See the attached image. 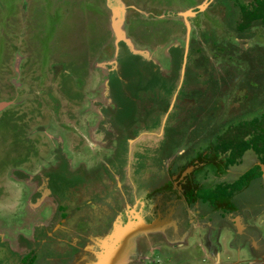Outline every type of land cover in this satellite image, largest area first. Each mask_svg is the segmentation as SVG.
Returning a JSON list of instances; mask_svg holds the SVG:
<instances>
[{
    "label": "rangeland",
    "instance_id": "1",
    "mask_svg": "<svg viewBox=\"0 0 264 264\" xmlns=\"http://www.w3.org/2000/svg\"><path fill=\"white\" fill-rule=\"evenodd\" d=\"M254 1L0 0V107L5 105L0 131L12 136L0 132V238L11 246L13 264L29 249H34V262L27 264H55L61 257L55 238L69 239L62 232L66 227L84 230L88 204L116 200V183H124L118 193L128 198L127 185L136 181L132 168H141L145 181L154 167L167 163L166 155L156 153L162 130L155 131L159 137H142L143 127L131 121L146 118L148 110L154 118L164 117L160 83L167 82V94L177 86L179 99L189 103L188 117L203 116L200 132L209 130L211 136L264 112V25L238 30L241 6ZM246 55L251 60L244 66ZM196 74L203 77L197 92L190 90L198 87ZM220 89L225 95L215 100ZM179 117H187L184 110ZM17 128L28 131L13 139ZM205 136L200 141L207 140L206 146L210 139ZM215 158L208 162L218 173L223 160ZM249 159L244 154L234 168H245ZM190 164L182 177L202 162ZM21 169L27 174L16 176ZM204 175L213 178L206 170ZM102 190L108 195L99 196ZM139 194L126 204L129 222L130 215L141 219L143 204L151 201L150 194ZM61 213L68 217L64 222L57 218ZM32 232L35 241L28 239ZM74 232L71 237L78 239ZM60 241L69 259L79 252L72 239L70 245ZM168 254L171 263H145L207 264L195 246Z\"/></svg>",
    "mask_w": 264,
    "mask_h": 264
},
{
    "label": "flooded vegetation",
    "instance_id": "2",
    "mask_svg": "<svg viewBox=\"0 0 264 264\" xmlns=\"http://www.w3.org/2000/svg\"><path fill=\"white\" fill-rule=\"evenodd\" d=\"M246 57L248 59L241 58L239 60L242 61L244 59L243 60L244 66H246L247 62L249 64V61L251 60V56L246 55ZM183 63H184V59H182L180 70L177 72L178 80L181 77L180 85H182L181 83L182 78L183 75H185V72L183 73ZM197 73L198 75L200 74V72ZM198 75L196 74L197 79L200 78L197 83L198 87L195 86V88L190 89L193 91L195 89L196 92L203 85V82L201 81L203 77L201 78ZM213 81L216 82L215 83L216 85L214 84L213 85L217 86V80H213ZM166 84H167L166 81L164 82L163 85L162 83H160V89L159 91L157 90V94L159 95L158 97L159 103L164 104L162 105L165 109L163 112L164 117L160 119L154 118V114H153L154 111L147 109L150 112V114H147L145 116L146 118H142V119L139 118L136 120L133 119L131 121H133L135 125L136 123H140L139 127H143V129L139 131V136L141 135V132H143L142 137L144 135L159 137L161 135L159 133H155V131L157 129L159 131L162 130L160 144L158 143L159 147L158 145L156 146V148H158L156 150V153L159 156L160 154H162L161 156L166 155L167 163L163 162V165L160 166V169L154 167L153 170L149 172L148 174L149 176L145 181H142L144 178H142L141 176L142 175L141 172L143 170H141V168L138 169L132 168L131 174L134 172L132 176L133 178H135L136 181H133V183L132 182L128 183L127 185L126 190H128L127 191L128 198H123L124 195L123 194L119 195L118 193L122 190H125L124 183L123 185L120 184V187L116 183V187L119 189V190H117L116 188L114 189L116 200H114V197L104 198L102 199V204L104 203V206L101 205L99 207L95 206V204L92 202L88 204V208L86 210L90 212H88V218L87 216H85L84 218L83 225L85 224V226H81V229L84 230H81L80 232L76 233L74 232L73 229L67 230L66 227L62 229V232H67L68 233L67 236H70V239L73 237V236L71 237V235L74 232L76 233V236H79L78 240L80 242L82 241L85 243L88 242V239L91 236L92 237L103 236L101 242L103 244H106L105 248L111 250V249H119L125 245L127 246L129 243H132L131 245H134V242H136L139 237V235H137L138 232L143 230L144 233L147 234L149 239L147 240L145 239L146 238L145 237L144 238L145 242L149 241V244L151 243L153 245L151 247L150 253L148 254V257H145L146 259L143 262V264H146L145 262L147 261H151L153 263V262H160L163 259L166 262L171 263L172 259L169 258L168 253H171L173 251L165 248L164 247L165 244L166 245L178 244L179 240H181L185 234H187L188 232L191 233V231L193 230L195 231L197 229L196 231L202 232L204 235L202 241L209 240L210 242L209 249L206 248V252L199 253V256H201V262L208 264L207 255L208 254L211 255L213 249L214 250L221 249L220 248L221 245L223 246L224 244V240H225L224 232L226 231L225 229H227L226 227H224V225H230L232 226V228L234 227L235 230L240 229V224L233 222L234 218L240 215L237 208H240L243 205L249 207L258 206L260 204L264 205L263 190L261 191V194H255L253 192H248L245 194L244 192L245 187H247L250 184V181L252 180L254 181L255 178H250L245 185H243L239 189L234 190L231 196L216 194L215 195L216 197L213 196L212 198L203 199V197L199 195V193H203L204 191H208V190H213L217 188V186L219 185L221 186L232 185L236 183L241 176H243L249 170L255 167L258 168V171L260 172L259 163L263 164L264 160H261L260 156L250 149L252 152L255 153L256 158L255 159L253 158L251 163L248 162V165L245 167L246 170L243 172V174H241V176L238 179L232 178L230 176V167L240 164L243 155L236 164L225 167L227 154H223L219 150H215L214 148L215 145L218 146L217 142L219 141L220 138L222 137L225 138L223 134L227 129L233 128L239 125L240 123L243 124L244 122H249L256 117H259L260 115L249 120H242L235 122L233 124H228L225 130L222 131L220 134L218 131L217 134L211 136L212 133L209 134L208 133L209 130H206V132H200V130L203 129L201 127H203V125H206L203 124L202 121V119L205 118L203 116L202 119L189 118L188 115L190 113V108L187 99H183V101L182 98L179 99L180 94L178 92L177 86L175 88H172L169 94H167L169 88L168 85L166 86ZM220 94L221 95L223 94L221 92V89L220 92H218L215 95V100L219 99ZM173 95L175 97L174 102H172ZM224 95L225 94H223V96ZM144 96L145 95H143V97ZM246 96L250 97L248 93ZM155 97L157 98V96L154 95L152 99L154 100ZM165 98H167V101L165 100ZM223 98L225 100V97ZM175 101H177L178 103L175 104ZM227 101L230 102V99H227ZM133 102H135L134 104H136L137 102L136 99L133 98ZM144 103L146 105V102ZM183 103L185 104L188 103V106L186 105L185 108L184 107L185 104ZM155 104L158 105L157 103ZM4 107L3 108L0 107V111H2ZM41 108L42 107H40V109ZM183 110L185 111L187 116L185 117V119L179 117L181 116ZM33 113L35 114V116L37 115L36 112ZM117 120L119 121V119ZM140 121H142V123ZM25 131L28 130L26 129L18 130L17 128L16 133L18 135H16V137L13 136V139H17L20 138L21 136H24ZM198 131L199 134H197ZM0 132L2 134H5V137L7 136L12 137L6 131L3 132L0 131ZM8 132L9 133L11 132L10 134H12V130H8ZM203 135H207L205 137H207L208 140L210 139L206 146H205V141L207 140H204V142L200 141V139L203 138ZM252 136L253 135L249 136V138H252ZM200 143H203V145ZM218 149H220V147ZM198 150L201 151L198 152ZM120 152H117L116 155H118ZM167 154L170 155L168 156ZM211 156H213V159L216 157L215 159L223 160L221 172L214 173L212 169L213 165H211L208 162V159H210ZM117 157L120 158L119 155ZM39 159H41V156L39 157ZM110 159H113V157H111ZM188 161H190L191 162L190 165L193 166L195 162L196 163L202 162V164L200 166L198 165L194 167L192 166L193 169L191 172H189V175L186 174L185 177H182L181 174L183 173V168H185L184 166L186 165V163H188ZM105 166L107 167L108 164ZM38 170L37 172L39 173ZM205 170L206 172L213 174L212 179L209 180V178H207V176L204 175ZM17 172L18 174H16V176L23 177L24 174H27L22 169L18 170ZM123 174L125 176V173ZM127 175L128 174L126 173V176ZM107 185L110 184H106V187ZM111 185H113L112 182ZM142 185L147 186V188L142 190V188L140 187ZM141 190L143 192H141ZM144 192L150 194L149 197H151V201L150 203H148L147 200L145 201L146 205L143 204V208L145 211L144 213H141L142 215L141 219H139V216L138 218H135L134 216L130 215L131 221L129 222L128 220L129 214H127V210H126L128 209V207L126 204L135 201V195H138L140 193L139 195L141 196L144 195ZM104 195H108V192L102 190L99 196H104ZM171 195L175 197L174 200L170 198ZM247 198L248 200H246ZM121 213H122V217H120ZM57 218H59L60 222H63L64 218H68V217L62 216L61 213ZM123 218H126L124 222H122ZM65 220L67 223L69 219L68 220L65 219ZM42 226L45 227L44 225ZM37 228L38 227L34 228L36 230V233L39 232ZM53 230L56 232L58 229L54 228ZM36 233L32 232L31 235L29 234L30 235L29 238L26 235H23L22 237H26L28 239H32V241H35L33 240L32 237L35 236ZM128 237H130L131 239H127ZM55 239L57 240V238ZM7 243H8L7 241H4V239L0 238V264H13L14 262V259L11 257L12 256L11 246H8ZM70 248L73 247L70 246ZM224 249H226L225 250L226 253L222 257L223 259H226L227 257L226 261H228L229 263L233 261L238 262L239 261L238 258H240V260H243L244 258L243 254L240 255L237 254L236 247L235 249H233L234 251L232 252L231 250L230 253L227 252V248ZM224 249L222 250L223 252ZM33 250L34 249H29V251L25 254V256L21 258L19 264H27V262L30 261V256H32L31 257V260L33 259L32 262H34V258H33L34 254L32 253L34 252ZM57 251H58L57 254H59V256L61 257L57 258L55 264H76L74 260H72V258L71 259L68 258L69 255L67 256V254H65L66 253L65 250L62 251L57 249ZM261 253L262 254H260L259 256L261 258V261L264 262V248L261 249ZM95 255L94 254L90 255L91 256L90 258L91 260H93L94 264L97 263L99 260V258L95 259L97 256ZM73 256L74 254L72 255V257ZM79 264H85V263H79Z\"/></svg>",
    "mask_w": 264,
    "mask_h": 264
},
{
    "label": "crops",
    "instance_id": "3",
    "mask_svg": "<svg viewBox=\"0 0 264 264\" xmlns=\"http://www.w3.org/2000/svg\"><path fill=\"white\" fill-rule=\"evenodd\" d=\"M248 153H249V157L252 158L249 159V162L251 163L253 158L254 159L256 158L255 153L252 152L251 150H248L244 154H248ZM237 165L230 167V176L234 179H238L241 176V174H243V172L246 170V168H241L240 170L234 168ZM259 165L261 164L259 163ZM253 178H255L254 181L253 180L250 181V184L247 187H245L244 189L245 194L248 192L261 194V191L262 190L264 191V172L262 171L261 166H260V176H256ZM252 187L254 188V190L252 189ZM246 200H248V198ZM241 207L237 208L240 215L234 218L233 221L234 223L240 224V229L235 230L234 227L232 228V226L230 225H224V227L227 228L225 229L226 231L224 232V239H225L224 244L223 246L221 245L220 247L221 249L218 250L213 249L211 254L212 256L209 254L207 255L208 264H263L264 263L263 261H261V258L259 256L260 254H262L261 249L264 248V229H263L264 205L260 204L258 206H251V207L243 205ZM83 223L82 226H85V224L83 225ZM196 230L191 231V233L188 232L187 234H185L182 237V239L179 240L178 244H172V245L165 244V247L169 248V250L172 251L178 249L185 250L188 248L191 251L192 246H195V249L198 250V253L206 252V248L209 249L210 242L209 240L202 241L204 237L203 233ZM137 235H139V237L138 240L134 242V245H131L132 243H129L127 246L125 245L119 249H111V250L105 248L106 244H103L101 242L103 236L102 237L91 236L89 237L87 243H83L82 241L80 242L77 238L72 237L71 239L72 241H74L73 246L78 244V249H79V252L74 254L72 260H74L76 264L79 263L94 264L91 258L90 261L87 259L86 254H90V255L96 254L97 256L95 255L96 256L95 259L99 258V260L95 264H143L144 260L146 259L145 257H148V254L150 253L151 247L153 245L151 243L149 244V241L145 242V239L147 240L149 239L147 234L144 233L143 230L139 231ZM63 239L67 241V245L71 244L68 241L70 238L69 239L63 238ZM63 239L60 238L57 239V242L59 241L58 242L59 245L56 244V247L58 246L57 249L59 250H62V247L60 246L61 244L60 240ZM127 239H131V238L128 237ZM53 240L55 239L53 238ZM223 247L227 248L228 253H230L231 250L233 252L234 251L233 249H235L236 247L237 249L236 253L239 255L243 254L244 257L243 260H240V258H238L240 262L233 261L229 263L228 261H226L227 257L226 259H223L222 257L226 253L225 251L226 249H224ZM223 249L224 252L222 251Z\"/></svg>",
    "mask_w": 264,
    "mask_h": 264
},
{
    "label": "trees",
    "instance_id": "4",
    "mask_svg": "<svg viewBox=\"0 0 264 264\" xmlns=\"http://www.w3.org/2000/svg\"><path fill=\"white\" fill-rule=\"evenodd\" d=\"M240 14L238 30L241 32L248 30L256 22L264 25V0H255L248 6H241ZM223 135L225 138L217 140L218 146L215 145L214 148L227 154L225 167L236 164L241 156L250 149L259 155L261 160H264V112L249 122L240 123L227 129ZM251 135H253L252 138H249ZM256 176H260V172L255 167L241 176L236 183L227 186L219 185L217 188L204 191L199 195L203 199L212 198L216 194L231 196L234 190L241 188L250 178Z\"/></svg>",
    "mask_w": 264,
    "mask_h": 264
},
{
    "label": "water",
    "instance_id": "5",
    "mask_svg": "<svg viewBox=\"0 0 264 264\" xmlns=\"http://www.w3.org/2000/svg\"><path fill=\"white\" fill-rule=\"evenodd\" d=\"M116 31H117V30H116ZM117 32H118V31H117ZM118 35H119V38L122 36V35H121V34H119V33H118ZM260 166H261V168H262V171L264 172V163H263V164H261Z\"/></svg>",
    "mask_w": 264,
    "mask_h": 264
}]
</instances>
